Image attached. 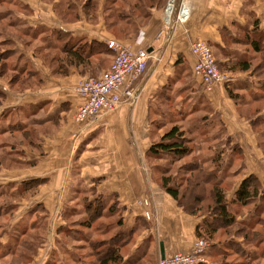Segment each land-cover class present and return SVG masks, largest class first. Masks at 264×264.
<instances>
[{"label": "crops", "instance_id": "obj_1", "mask_svg": "<svg viewBox=\"0 0 264 264\" xmlns=\"http://www.w3.org/2000/svg\"><path fill=\"white\" fill-rule=\"evenodd\" d=\"M166 1L162 0L149 8L143 4L137 11L135 23L130 21V17L125 23L127 26L134 23V27L143 25L144 28L140 30L144 43L132 45L131 40L127 39L123 44L136 49L152 42V47L150 45L147 49L151 48L154 53L144 75L133 84L135 97L132 102L123 103L112 112L77 125L72 121L73 113L83 99L75 91L77 79L69 76L59 81L45 78L46 86L43 89L20 94L1 107L7 111L20 103L19 115L28 121L25 125L21 123L16 127L14 124L11 128L26 132L22 138L29 148L23 149V163L28 167L35 164L32 167L37 169V176L32 179L45 180L49 186H56L57 194L52 192V197L59 202L58 229L63 231L59 232V236H68L70 230L74 232L73 241L78 242L74 246L79 255H71L69 240L66 239L65 243L63 237H58L59 247L63 245V254L57 250L59 264H94L96 259L89 253L91 242L98 244L101 240L110 239L120 246L122 264H159L163 255L189 252L197 237L195 231H204L202 222L205 215L194 216L184 212L156 180L147 175L149 168L141 160L150 146L159 140H154L155 134L159 132L160 138L161 132L167 129L162 123L171 122V118L165 116L166 110L170 107L176 114L178 105H182L186 96L179 99L182 93L174 98L168 94L179 85V90L189 88L186 78L189 83L193 78L198 88L196 92L189 88L191 95L186 104L204 106L209 102L213 109H218V117L220 114L228 117L212 99L213 94L227 97L222 87L215 86L205 91L206 94L203 86L201 89V82L193 76L196 59L190 45L194 41L208 42L220 57H223L220 52L223 49L228 51L230 58L250 56L249 50L234 42V39H242L243 34L252 32L255 26L264 33V0H175L176 5L181 1L186 3L188 18L185 23L159 35ZM42 25L52 27L51 31L61 30L55 32L56 40L60 42L67 38L66 43L76 44L78 41L71 42L69 37L77 36L80 39L88 33L91 41L105 40L97 32H89L82 27L64 28L47 21ZM223 59H219L220 66L222 62H228V58ZM238 74L244 75V81L248 80L246 73ZM4 92L7 93L6 90ZM1 116L5 115H0V120ZM259 116L264 119L262 113ZM222 132L224 130L219 131V135ZM196 149L200 153L205 151V147ZM212 150L220 154L224 149L214 147ZM225 165L229 167V163ZM9 180L12 179L0 178V184ZM237 190L232 191V199L227 198L229 193L226 194L227 201L234 200ZM36 205L42 204L38 202ZM90 206L101 209V216L87 228L83 223L87 220ZM232 213L237 216L236 210L233 209ZM108 219L111 222L106 224ZM245 224L249 225L247 221ZM222 237L209 242L204 262L200 264H230L232 261L228 259L227 262V257L242 256L245 246L240 239L233 235L222 241ZM245 242L249 244L247 240ZM259 245L264 250V242ZM244 261L242 264H251L249 258Z\"/></svg>", "mask_w": 264, "mask_h": 264}, {"label": "rangeland", "instance_id": "obj_2", "mask_svg": "<svg viewBox=\"0 0 264 264\" xmlns=\"http://www.w3.org/2000/svg\"><path fill=\"white\" fill-rule=\"evenodd\" d=\"M159 3V1L156 2V4ZM111 4L112 0H0V55L2 56L1 63L3 64L0 72V115H5L1 116L0 120V131H4V133L0 132V178L12 179L0 184V189L6 196L10 193L16 194L14 197L4 198L2 192H0V264H59L57 250L63 254V245L59 247L58 243V237H63L59 236L60 233L58 232L59 202L52 197V192L54 195L57 194L56 186H49L48 182H45L25 188L23 185L24 180H20L32 179L37 176V169L32 167L35 164L28 167L23 163L25 158L23 149L29 148L22 138L26 132L21 133L22 130L17 131V128H11L14 124L16 127L22 124L25 125L28 119L19 115L20 108L18 105L20 103L14 104L12 109L5 110L6 112L1 107H4L9 101H13V98H17L20 94L43 89L46 86L44 85L45 78L59 81L72 76L77 79L78 85L80 81L99 78L110 70L115 59L114 53L111 55L105 53L102 49L97 50V52H82L81 44L85 43L84 40H87L86 42H96V40L91 41L88 39L89 33L84 35L83 39H78L77 36L69 37L71 42L72 40L78 41L76 46H74L72 44L74 42L66 43L68 41L67 38L64 39V42L56 40L55 32L61 30L55 28L58 30L53 29L51 31L52 27L49 28L46 25H42L46 21L49 24H57L64 28L76 26L82 27L89 32L95 31L98 36L100 35V37L102 36L105 39L102 42L106 46L110 41L124 45L123 43L127 42V39L131 40L132 45L143 44L144 41L141 40L142 32L140 30L144 28L143 25L136 23V25L140 26L134 27L135 17L138 14L135 11L131 12L130 21L133 20L134 23H131L132 26H127L121 22V19L113 16L118 9L111 6ZM137 20L139 22L142 21L140 19ZM150 45L152 47V42L136 49L151 52L153 59V51L150 50L151 48L147 49ZM65 47L66 49H63ZM71 47L73 49L70 51H81L82 60L85 61L84 64H69L73 63V57L68 56L65 50L69 51L68 48ZM227 47L229 46L227 45ZM241 47L244 49L243 46ZM211 53L220 73L225 74L228 78L225 85H218L219 88L222 87L223 91L226 92L227 97L222 94H213L212 99L218 108H222L227 113L228 117L222 116V114L218 117L216 115L218 109H213L207 100L208 103L203 104L204 106L186 104L189 101L187 100L188 96L191 95L190 89L193 92L198 89L193 78H191L190 83L188 78H186V83L189 84L188 87L190 89L179 90L181 88L179 85L171 94H168L169 96L172 95V98L175 95L178 97L180 93L182 95H180L179 99L186 97L182 105H178L176 114L173 109L172 111L170 110V107L169 110H166L165 116L170 117L171 122L162 123L163 127H167V129L161 133L167 132L172 126L181 129L187 138L194 141L193 144L192 142L189 144V148L194 149L193 154H191L195 157L190 156L187 159L170 163L169 160L171 159L169 156L154 160L150 157L147 158L145 155L141 161L142 163L145 162L149 168V170H146L147 175L153 180L155 179L162 190L164 188L161 187L159 182L161 175L179 183L178 189L183 191V193L189 190V186L186 187L187 181L185 179L197 174V171L192 170L190 162L193 161V163L199 165V161H201L205 173H214L217 175V179H220L222 182L220 185L225 197L229 193L228 199L233 198L231 196L232 191L239 189L245 179L254 176L255 180L259 182L257 184L258 196L254 197L255 199L245 207L237 206V204L231 205L236 210L237 216L235 217V228L233 227L230 230L231 234L229 236L234 235L243 242L245 248L243 247L242 252L244 253H242L241 257L231 255L226 258V261L228 262L229 259V261H232L230 264H242L246 258H249L251 259V264H264V250L261 248L262 245H259L260 242L249 244L245 242L247 233L250 232L248 235L251 236L259 231L258 240L264 241L262 234L264 232V195L261 197V194L264 193V124L260 128L257 127L256 122L261 113L264 115V91L254 90L257 83L256 79H254L255 77H253L254 75L264 76V73L262 69L255 70L256 73L254 75L246 73L249 77L248 80L244 81V75L239 76L238 72L233 73L228 69L229 67L226 64L229 62H222V67H219L218 60L224 59L220 57V54L217 55L212 47ZM248 53H251V51ZM246 58L249 59L250 64L255 69L259 62L257 61V55L251 53ZM152 59L150 60L152 61ZM228 60L234 62L237 59L228 58ZM42 73H45V75L42 76ZM246 81L254 84L255 87L251 88V91L243 90L244 82ZM241 86L242 88H240ZM226 88L235 98H230L231 96L227 93ZM201 89H203L202 85ZM5 90L7 93L4 92ZM203 91L205 92L204 89ZM257 96L262 97L260 101H253ZM75 113L76 111L73 113L72 120L75 124L82 125L89 121L83 123L76 121ZM221 117H223V121ZM234 129H236V133ZM187 130L193 131L187 132ZM223 130L224 132L219 135V131ZM29 131L30 135H32V129ZM158 133L155 134V141L160 140L163 136L162 134L159 138ZM159 140L153 144L158 143ZM204 147L205 151L201 153L196 149ZM214 147L223 148L224 150L219 154L217 150H212ZM20 151H23V153H19ZM235 161L238 162L235 163ZM226 162L229 163V167L225 165ZM162 168L165 169L164 172ZM13 178L19 179L13 180ZM181 179L182 181H180ZM193 192H197L198 197L202 198L195 208H199L198 211H200L196 212L197 215L205 214L204 211L208 210L210 205L203 198V195L199 193V189L197 191L194 189ZM187 194L191 195L192 193L187 192ZM38 202L42 205H36ZM183 204H185V201H183ZM32 209H35L34 211L37 213L32 212ZM256 209H261V211H256ZM208 213L206 212V214ZM245 216L248 217L244 219ZM258 217L262 219L260 224L256 223V218ZM19 219L21 223L18 227L25 226L26 228L22 235H17L18 232L15 233L17 224L13 226ZM74 220L72 219V221ZM205 220L209 222L211 227H220L219 223L212 219L211 216L206 217L203 222ZM246 221L249 225L245 224ZM110 222L111 220L108 219L105 223ZM33 224L36 225L35 228H33ZM240 225L243 228V236L232 233L235 229L240 228ZM262 225L263 227H261ZM71 226L74 229V223ZM220 232L222 233L223 231ZM204 234L205 231L201 233V235ZM254 235L252 236L255 237ZM70 236L66 235V237L62 238V241L66 243L69 240L71 255H79L77 254L79 252L75 251L74 246L78 242L73 241L74 237ZM227 238L230 237H222L220 240L224 241ZM197 239H203L208 243L212 242L207 237H196L193 243L198 241ZM83 253L85 254V252ZM20 254L23 260L17 258Z\"/></svg>", "mask_w": 264, "mask_h": 264}, {"label": "trees", "instance_id": "obj_3", "mask_svg": "<svg viewBox=\"0 0 264 264\" xmlns=\"http://www.w3.org/2000/svg\"><path fill=\"white\" fill-rule=\"evenodd\" d=\"M157 1L161 2L162 0H131V1L130 0H112L111 6L118 9V11L114 12L115 14L113 16L118 19H121L122 20L121 22H124L125 24L127 22V18L130 17L131 12L135 11L137 13V11L140 9V7L143 4L144 6L148 8L153 7ZM234 40H235L234 42L238 43L239 45H243L246 49L251 51L252 54L257 55V61L259 62L256 68L254 69L253 65L250 64L249 59H247L246 57L239 58L235 60L234 62L228 60V62L230 63V64L229 63L226 64L229 67L228 69L233 73H236V72L249 73V74L252 73L253 75L256 73L255 70L262 69L264 73V33L259 32L255 26L254 29H252V32L244 33L242 36V39H240L239 37L238 40L237 39H234ZM206 43L210 47L213 46L209 44L208 42ZM74 46H76L75 43H74ZM63 49H66V48H63ZM71 49L73 48L72 47L68 48L69 51L65 50L68 56L73 57V63L71 62L69 64H76V63L84 64L85 61L82 60V56L80 53L81 51L79 50L70 51ZM101 49L105 53H109L111 55L113 54L112 51L108 49L106 44H104L103 42L96 41V42H85L81 44V50L84 53L95 52L96 50L99 51ZM220 52L223 58H230L227 50L223 49V50H220ZM1 62H2V56L0 55V72H1V67L3 65ZM218 64H219V67H222L220 66L219 60H218ZM253 77H255L254 79H256V83H257L255 84V86L256 85L257 86L254 90L264 91V76L254 75ZM226 83H224L223 85H225ZM255 86L253 83H249L246 81L244 82L243 90L247 89V91H251L250 89ZM227 91H228L227 93H229V95L231 96V97L229 96L230 98L232 97L235 98V96L228 89ZM261 98L262 97L257 96L253 99V101L258 102L260 101ZM256 122H257V127L261 128V126H263L264 124V119L258 116V118L256 119ZM191 142L193 144L194 141H191V139L187 138L185 133L181 129H177L175 126L174 127L172 126L171 128L168 129L167 132L163 133V136L161 137L158 143L152 144L150 146L148 152L146 153V157L147 158L150 157L155 160V159H163L162 158L163 156H169V158L171 159L169 160L170 163L171 162L174 163L173 161L178 162L179 160H184L190 156H194L192 155L194 149L189 148V144ZM190 164H191L192 170L197 171V174H193V176H191L189 179H185L187 181L186 187L189 186V190H187V192L192 193L191 195L187 194L186 191L183 193V191L178 189L179 183L174 182L173 179H170L168 177H163V175L160 176L161 187L164 188L163 190H165V192L169 194L175 200L177 205L184 212L194 215V216H197L196 212H200L198 211L199 208L197 209L195 208L198 202L199 203L201 202L202 198H199L198 193L193 192V191L194 189L195 191L199 189V193L203 195V198H205L208 204L210 205V208L207 207L208 210L204 211L205 214H202V215H205V217L211 216L212 219H214L215 221L219 223L220 227H211L209 222L205 220V222H203V229L205 231V234L201 235V233L204 231L199 232L197 229L195 231L196 236L203 237V238L207 237L211 241H214L215 239L217 240L221 236L223 237L229 236L231 234L230 230L235 225V216L232 213L233 208L231 207V205L237 204V206L245 207L249 202L255 199L254 197L258 196L257 195V186H258L257 184L259 182L255 180L254 176L248 177L241 183L239 189L235 192L234 200L232 202H228L225 197V193L222 190L221 185H220L222 182L220 181V179H217V175L214 173H205L203 163L201 161H199V165H196V163H193V161H191ZM162 170L164 172L165 169L162 168ZM180 181H182V179ZM45 182H46L45 180L31 179V180L23 181V185L25 188L27 187L30 188L33 185H36L39 183L43 184ZM180 184L182 185V183ZM0 192H2L4 198L14 197L16 195V194L10 193L6 196L3 193V191H1V189H0ZM263 195L264 193L261 194V197ZM183 201H185V204H183ZM34 210L35 209H32V212L37 213ZM256 211H261V209H256ZM87 212H88L87 220L83 224L85 227L88 228L92 225L93 222L96 221L97 218L101 216V209H99L98 207L92 208L90 206L87 209ZM206 212H209V213L206 214ZM20 219L17 220L13 224V226L17 224L16 225L17 228L15 231V233L18 232L17 235H22L26 230L25 226L21 228L18 227V225L21 223ZM260 220L262 221V219H260L259 217L256 218V223L260 224ZM32 226L33 228L36 227L35 224H33ZM261 227H263V225ZM242 229L243 228L240 227L238 229H235V231L232 233L243 236L244 234H243ZM220 231H223V232L221 233ZM58 232H63V231L58 229ZM249 233L246 234L247 236L245 235V240H247L249 243L264 242V241L258 240L260 236V235L258 236V234L260 233V231L253 233L255 234L254 236L256 238L252 236L253 234L251 236L248 235ZM262 234L264 236V232ZM70 235L74 236V232L68 230V237H71ZM91 247L92 249H89L90 250L89 253L91 254L92 257H95L96 259L94 264H122V251L120 249V246L118 244H115V242L111 241V239L108 241L101 240L98 244L95 242H91ZM21 254L17 257L19 258V260H23V257Z\"/></svg>", "mask_w": 264, "mask_h": 264}, {"label": "built area", "instance_id": "obj_4", "mask_svg": "<svg viewBox=\"0 0 264 264\" xmlns=\"http://www.w3.org/2000/svg\"><path fill=\"white\" fill-rule=\"evenodd\" d=\"M187 18L188 11L184 1L176 5L175 0H168L162 12L163 28L159 35L166 34L173 27L185 23ZM107 46L115 55L110 70L99 78L80 81L75 87L76 93L83 99L75 113V120L78 122L93 120L103 113L114 111L123 103L132 102L135 97L133 84L141 79L147 70L149 60L152 59L151 52L146 50L132 49L113 41ZM190 50L196 59L192 74L201 82L205 91L228 81L227 76L218 70L211 47L206 42L194 41L190 45ZM197 240L189 252H177L166 256L159 264L203 263L209 243L203 239Z\"/></svg>", "mask_w": 264, "mask_h": 264}, {"label": "water", "instance_id": "obj_5", "mask_svg": "<svg viewBox=\"0 0 264 264\" xmlns=\"http://www.w3.org/2000/svg\"><path fill=\"white\" fill-rule=\"evenodd\" d=\"M162 250H163V249H162V246H161V252H163ZM164 258H165V257H164V255H163V256H162V259H164Z\"/></svg>", "mask_w": 264, "mask_h": 264}]
</instances>
